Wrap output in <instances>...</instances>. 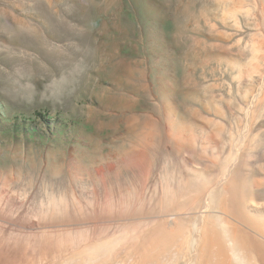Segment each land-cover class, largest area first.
Segmentation results:
<instances>
[{
    "label": "rangeland",
    "instance_id": "rangeland-1",
    "mask_svg": "<svg viewBox=\"0 0 264 264\" xmlns=\"http://www.w3.org/2000/svg\"><path fill=\"white\" fill-rule=\"evenodd\" d=\"M220 183L264 202V0H0V257L189 232Z\"/></svg>",
    "mask_w": 264,
    "mask_h": 264
},
{
    "label": "bare ground",
    "instance_id": "bare-ground-1",
    "mask_svg": "<svg viewBox=\"0 0 264 264\" xmlns=\"http://www.w3.org/2000/svg\"><path fill=\"white\" fill-rule=\"evenodd\" d=\"M225 186L219 202L214 201L215 205L211 203L210 193H206L208 198L205 194L201 196L208 202L204 200V204L198 205L197 212L203 219L198 228H191L192 236H189L191 229L189 232L185 229L187 223L184 225L182 221H185H181L183 216L180 219L186 208L179 213L176 207L175 213L170 215L172 218L167 213L170 218L167 222L149 226V229L140 230L136 235L133 232L134 236H131L129 227L131 234L127 229L114 236L107 232L99 236L97 232L98 236L90 234L92 237L86 240L73 239L74 246L67 238L72 229L65 225L57 226L55 236L49 235V241H46L47 238L44 240L49 244L43 250L42 246L39 247L35 254L40 249L42 255L39 253V258L48 257L43 264H264V202H256L252 197L248 198L246 192ZM135 229L133 231H137ZM23 254L1 256L0 264H38L34 260L36 255Z\"/></svg>",
    "mask_w": 264,
    "mask_h": 264
}]
</instances>
